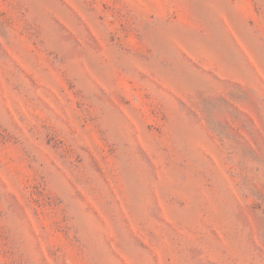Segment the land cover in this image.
<instances>
[{
	"label": "rangeland",
	"instance_id": "rangeland-1",
	"mask_svg": "<svg viewBox=\"0 0 264 264\" xmlns=\"http://www.w3.org/2000/svg\"><path fill=\"white\" fill-rule=\"evenodd\" d=\"M0 264H264V0H0Z\"/></svg>",
	"mask_w": 264,
	"mask_h": 264
}]
</instances>
